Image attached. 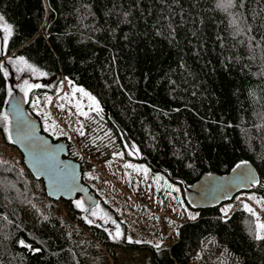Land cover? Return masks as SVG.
<instances>
[{
	"label": "trees",
	"instance_id": "16d2710c",
	"mask_svg": "<svg viewBox=\"0 0 264 264\" xmlns=\"http://www.w3.org/2000/svg\"><path fill=\"white\" fill-rule=\"evenodd\" d=\"M0 16V134L10 146L3 117L18 85L10 63L20 61L43 74L30 97L55 95L62 78L95 97L99 132L88 138L162 174L185 201L202 177L241 162L264 200V0H0ZM20 161H0V264H109L115 249L147 251L152 264L199 253L209 264H264L249 212L223 219L220 206L190 207L198 219L169 248L127 244L90 223L79 198L50 200Z\"/></svg>",
	"mask_w": 264,
	"mask_h": 264
},
{
	"label": "rangeland",
	"instance_id": "374dc122",
	"mask_svg": "<svg viewBox=\"0 0 264 264\" xmlns=\"http://www.w3.org/2000/svg\"><path fill=\"white\" fill-rule=\"evenodd\" d=\"M10 65L18 81L13 90L18 91L25 101L29 99L28 109L38 118L43 133L54 141L66 145L70 143V157L82 164L83 182L98 198V202L100 200L106 206L103 209L97 203L88 210L81 202L80 208L90 223L104 228L112 238L118 237L117 232L119 236L123 233L127 244L150 245L161 249L169 248L177 240L178 229L182 224L198 219L199 213L188 206L180 188L171 184L162 174L151 172L143 164L126 160L115 147L106 151L103 149L108 145L106 142L97 143L88 138L90 133L99 132L94 116L101 115V111L93 110L86 96L73 91L80 87L62 78L55 95L43 93L30 97L31 91L37 87L28 89L25 95L24 82L41 86V75L20 61L11 62ZM80 111L87 115L78 114ZM21 159L18 150L10 146L0 134V161L22 169ZM223 209H227L226 214ZM59 210L66 216L62 207ZM238 210L255 213L256 223H264V200L260 195L254 192L236 195L233 200L220 206L221 218L226 219ZM190 216H195V219H190ZM261 235H264V230H261ZM114 256V259L107 257L109 264H152L147 251L115 249ZM189 264L209 263L199 253Z\"/></svg>",
	"mask_w": 264,
	"mask_h": 264
},
{
	"label": "water",
	"instance_id": "95a60500",
	"mask_svg": "<svg viewBox=\"0 0 264 264\" xmlns=\"http://www.w3.org/2000/svg\"><path fill=\"white\" fill-rule=\"evenodd\" d=\"M5 116L8 117L11 144L21 154L28 172L43 182L50 200L73 202L79 198L88 210L98 203V198L82 180L80 164L67 157V145L42 132L38 121L28 114L24 97L16 90H12L6 103ZM245 172L248 178L242 179ZM258 182L254 167L249 163L242 164L241 168L224 177H202L185 190L184 196L192 209L207 210L233 200L240 193L250 192Z\"/></svg>",
	"mask_w": 264,
	"mask_h": 264
},
{
	"label": "snow or ice",
	"instance_id": "6c2138e0",
	"mask_svg": "<svg viewBox=\"0 0 264 264\" xmlns=\"http://www.w3.org/2000/svg\"><path fill=\"white\" fill-rule=\"evenodd\" d=\"M4 18L2 16H0V21H2ZM3 31L5 33L4 37H3V40H4V43L6 44L7 41H8V38L9 36L12 34V27L8 24H4L3 25ZM20 60L22 61L23 58H20ZM33 71H35V69H33ZM5 75H7V72H5ZM41 75H43L41 73ZM33 87H40V85H29L27 81L24 82V88H25V95H27V90L30 89V88H33ZM73 91H78L80 93H82L84 96H86L88 98V100L91 101V105L90 107L93 108V110H95L96 112H100L101 109H100V106H99V103L98 101L95 99V97L91 96L89 93H87L83 88H74ZM9 94L11 95V92H9ZM63 107V106H61ZM79 108V106H77ZM78 114L80 115H87V113L85 112H82L80 111ZM4 120H7L8 117L7 116H4L3 117ZM81 135H83V131L80 132ZM246 162H241L240 164H237L236 165V169H239L241 168L242 164H244ZM125 167H131V165H125ZM236 169H233L234 171ZM242 179H247L248 178V173L245 172V173H242V176H241ZM76 206L77 207H81L82 204H81V201L77 200L76 201ZM245 208L249 211V212H252V209L249 208L247 205H245ZM222 211L225 212V214L227 213V209H223ZM93 215H95V213H92ZM253 215H255V213H253ZM190 219H195V216H190ZM255 228H256V232H255V238L258 239V240H262L264 239V235H261V230H264V223H261V222H257L256 225H255ZM117 236H119V232H117ZM131 242V241H130ZM137 243H139V241H136ZM20 244L22 246H25V247H30L29 245H26L24 243L23 240L20 241ZM156 247H159V245H156ZM34 251H39V249H34Z\"/></svg>",
	"mask_w": 264,
	"mask_h": 264
}]
</instances>
